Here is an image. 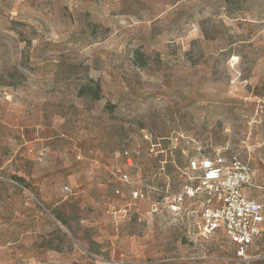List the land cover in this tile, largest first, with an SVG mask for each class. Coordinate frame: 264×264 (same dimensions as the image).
I'll return each instance as SVG.
<instances>
[{
	"label": "rangeland",
	"instance_id": "1",
	"mask_svg": "<svg viewBox=\"0 0 264 264\" xmlns=\"http://www.w3.org/2000/svg\"><path fill=\"white\" fill-rule=\"evenodd\" d=\"M189 138L264 200V0H0L3 264H237L170 206Z\"/></svg>",
	"mask_w": 264,
	"mask_h": 264
},
{
	"label": "built area",
	"instance_id": "2",
	"mask_svg": "<svg viewBox=\"0 0 264 264\" xmlns=\"http://www.w3.org/2000/svg\"><path fill=\"white\" fill-rule=\"evenodd\" d=\"M186 142L191 150L187 175L192 183L171 197V208L186 210L187 200L190 205H196L200 233L208 236L223 232L235 246L237 264H252L260 257L251 255L250 249L264 235V200L246 192L254 178L250 163L238 155H226L223 149L204 146L196 138ZM132 164L133 159L128 156L127 165ZM119 173L121 182L130 181L127 173L121 170ZM66 189L71 191L69 187ZM116 193L122 194L121 189L117 188ZM132 197L148 200L150 193L134 190Z\"/></svg>",
	"mask_w": 264,
	"mask_h": 264
},
{
	"label": "crops",
	"instance_id": "3",
	"mask_svg": "<svg viewBox=\"0 0 264 264\" xmlns=\"http://www.w3.org/2000/svg\"><path fill=\"white\" fill-rule=\"evenodd\" d=\"M1 249H2V247L0 246V250H1ZM0 263H2V264H3V262H1V261H0Z\"/></svg>",
	"mask_w": 264,
	"mask_h": 264
}]
</instances>
